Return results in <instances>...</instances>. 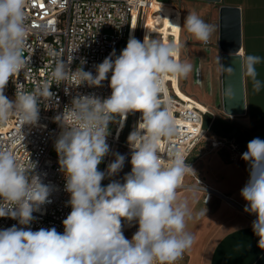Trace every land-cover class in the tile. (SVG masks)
Here are the masks:
<instances>
[{
    "label": "clouds",
    "instance_id": "1",
    "mask_svg": "<svg viewBox=\"0 0 264 264\" xmlns=\"http://www.w3.org/2000/svg\"><path fill=\"white\" fill-rule=\"evenodd\" d=\"M26 3L0 0V125L14 115L22 126H36L40 102L47 104L54 95L49 81L59 86L72 78L79 85L99 87L111 73V95L103 99L76 96L54 118L62 129L54 148L71 207L62 221V233L55 227L36 231L27 227L35 219L33 213L47 201L50 189L35 174L34 162L27 170L12 151L0 148V218H11L23 226L0 229V264H176L195 240L186 230L192 210L187 198L177 191L194 170L179 149L167 153L166 158L160 154L161 141L177 132L176 122L164 106L171 103L165 77L187 78L193 65L178 58L175 44L148 35L143 42L130 36L119 55L113 50L95 65V74L82 67L72 71V55L66 62L56 58L49 81L25 91L13 78L28 64L24 55L29 34ZM183 27L204 43L215 31V25L195 12H188ZM239 62L242 73L259 92L264 81L258 79L256 66L264 63V57L247 54ZM226 70L233 71L231 67ZM10 78L16 84L14 100L4 95ZM136 112L141 113L140 119L127 138L131 171L123 183L113 180L103 186L102 180L118 174L125 162V156L117 153L105 171L98 168L110 152L109 125L117 118L123 123L129 113ZM241 159L249 166V178L240 190L247 202L244 211L256 216L252 230L259 238L257 246L264 250V140H250ZM122 220L138 224L131 240L123 234Z\"/></svg>",
    "mask_w": 264,
    "mask_h": 264
},
{
    "label": "built area",
    "instance_id": "2",
    "mask_svg": "<svg viewBox=\"0 0 264 264\" xmlns=\"http://www.w3.org/2000/svg\"><path fill=\"white\" fill-rule=\"evenodd\" d=\"M151 1L27 0L25 11L29 34L24 55L28 59V64L18 77L13 79L21 83L25 91H32L38 84L49 81L56 58H63L66 62L71 55L73 59L69 67L72 71L82 67L84 71L95 74V65L102 63L113 50L118 55L121 45L125 43L127 45L132 31L136 38L139 21L146 16L145 11ZM133 27L134 30H132ZM156 37L158 36L151 38ZM168 39L171 41V37ZM53 52L57 53L58 57H53ZM82 60L86 61L83 65ZM110 76L111 73L99 87L79 85V82L72 78L59 86L55 84V81H49L53 84L50 91L54 95L47 104L40 102V118L36 126H22L14 115L0 125V148L12 151L20 165L27 170H30L31 161L34 162L35 174L50 189L47 201L33 213L35 219L27 226L33 231L41 227H55L62 233L64 231L62 221L71 211V207L67 204L70 194L65 191V177L60 171L58 155L54 148V143L62 129L54 118L61 115L76 96L94 95L101 99L110 96ZM176 83L178 85L177 79ZM168 84L165 80L167 98L171 103L164 106L175 120L177 132L171 138H164L161 141L162 156L166 158L167 153L179 149L188 159L203 141L208 142L210 149L242 153L234 139L210 135V127L204 128V120L209 111L202 112L193 101L180 100L173 94V89H170ZM15 92L16 84L10 78L4 95L9 100H14ZM161 101L162 103L165 101L163 95ZM140 116L141 113L136 112L133 130ZM127 118L128 115L123 123L119 120L115 131L109 132L107 143L110 146V152L98 166L100 171H105L108 164L113 162L120 147L127 149L128 160L125 173L131 171V149L129 145H124L121 141ZM113 180L112 177H107L101 183L105 186ZM119 182L123 183V181ZM222 197L232 203L227 197ZM13 225L23 227L11 218H0V229Z\"/></svg>",
    "mask_w": 264,
    "mask_h": 264
},
{
    "label": "crops",
    "instance_id": "3",
    "mask_svg": "<svg viewBox=\"0 0 264 264\" xmlns=\"http://www.w3.org/2000/svg\"><path fill=\"white\" fill-rule=\"evenodd\" d=\"M176 1L184 4L190 10L189 12H195L204 21L207 20L206 23L215 25V31L208 43L198 41L192 34L189 36L191 43L188 46L186 59L189 63L195 61L202 65L201 72L204 69L208 75H216L220 86L218 102L221 109L219 61L221 53L217 46L218 9L220 6H227L240 11L241 46L239 55L254 54L264 57V0H220L219 4L194 0ZM212 10L215 13L212 15L213 17H209L207 13ZM175 20L180 26L182 18L179 12L172 17L171 26ZM171 34H173L172 29L170 30ZM179 34L178 29L177 40L174 41L173 37L171 41L169 40V43L176 45L178 58L180 56ZM203 65L209 67L205 68ZM256 67L259 73L258 79L264 81V63ZM174 85L176 93L181 99L192 98L177 89L176 78ZM243 86L244 115L230 120L227 118L218 119L221 122H217L216 128L211 131L216 120L214 119L216 115L213 114L212 120L206 121L207 126L210 127V135L225 137V134L232 128L242 134L247 133L250 139L245 135L243 139L248 142L256 138L257 135H264V87L259 92L254 91L252 81L245 74H243ZM206 101L208 103L209 99ZM196 102L209 111L206 116L211 119L212 112L208 107L201 102ZM261 138L264 139V136ZM242 154L231 153L223 149H210L208 142L203 141L187 159L186 163L193 168L194 172L184 177L183 185L177 191L181 198H187L192 210L193 218L186 221V230L194 235L195 240L183 257L176 261V264H264V250L257 246L259 238L252 230V222L256 216L244 211L247 202L240 195V190L249 178V166L241 159ZM125 175L124 170V174L119 172L112 178L123 181ZM222 196L227 197L232 203ZM198 213L199 215H197ZM122 225L124 236L131 240L138 229V224L133 222L129 225L122 220Z\"/></svg>",
    "mask_w": 264,
    "mask_h": 264
},
{
    "label": "water",
    "instance_id": "4",
    "mask_svg": "<svg viewBox=\"0 0 264 264\" xmlns=\"http://www.w3.org/2000/svg\"><path fill=\"white\" fill-rule=\"evenodd\" d=\"M212 4H219L220 0H194ZM240 11L237 8L220 6L218 9V50L220 54V78H221V109L220 114L214 119H232L234 117L243 116L245 113L244 103V86L243 73L239 62L241 33ZM126 47V43L124 48ZM123 48V49H124ZM233 53V57L230 55ZM222 65L224 67H222ZM227 67L233 69L232 72L226 70ZM231 88V93L226 92V89ZM229 122V121H228ZM247 133H240L237 129L232 128L225 134V138L234 139L238 144L241 152L247 151L248 141L243 139ZM264 135H257L260 138ZM250 139V138H249ZM264 140V139H262Z\"/></svg>",
    "mask_w": 264,
    "mask_h": 264
},
{
    "label": "rangeland",
    "instance_id": "5",
    "mask_svg": "<svg viewBox=\"0 0 264 264\" xmlns=\"http://www.w3.org/2000/svg\"><path fill=\"white\" fill-rule=\"evenodd\" d=\"M157 3H152L150 5V9L148 8V13L146 14V17L141 19L138 24L137 32H136V39L140 40L141 42L145 38L146 35L155 36L158 33L159 29V18L154 19V15L151 12V8ZM168 5L173 6L177 11L180 10V15L182 18V23L180 26V37H179V46H180V60L181 61H187V53H188V46L190 45L189 36L191 33H189L186 29V27H183L184 19L188 15V12L190 11L187 7H185L184 4L178 3L176 0H170ZM179 9V10H178ZM215 13L214 10L209 11L207 15L212 16ZM213 17V16H212ZM201 18V17H200ZM208 18V17H207ZM207 21V20H206ZM205 21V22H206ZM159 39V36L156 37ZM124 45H121L119 54L121 50L124 48ZM118 54V55H119ZM192 62V61H191ZM190 62V63H191ZM193 65V71L189 74L187 78H177L178 87L180 90L187 95L191 96L194 100L201 102L205 106L208 107V109L212 112V115L210 116L211 119H209L207 116L205 117L204 122L212 120L213 114L217 115L220 114V104H219V96H220V86L218 84V80L215 74L208 75V72H205L204 69L201 72V66L195 61L191 63ZM205 68H208L209 66L203 65ZM201 72V73H200ZM206 99H209V102L207 103ZM198 105V104H197ZM201 110L206 111L203 107L198 105ZM135 115L136 113H129L127 118V123L123 127L122 135H121V141L122 144L128 145L127 138L129 136V133L133 131V124L135 121ZM119 124V118H117V121L110 124V130L109 132H114L116 127ZM119 154L125 156V162L123 165L121 173L124 174L125 165L128 160L127 156V149L124 147H120L118 152ZM115 159V157H114ZM113 159V161H114Z\"/></svg>",
    "mask_w": 264,
    "mask_h": 264
},
{
    "label": "bare ground",
    "instance_id": "6",
    "mask_svg": "<svg viewBox=\"0 0 264 264\" xmlns=\"http://www.w3.org/2000/svg\"><path fill=\"white\" fill-rule=\"evenodd\" d=\"M156 0H152L148 6H147V10L145 11V15L148 13V8L150 9V5L155 2ZM151 12L153 13L154 15V19H158L159 18V29H158V33H157V36H159V40L165 44H168L169 43V37H173L174 38V41L177 40V37H176V33H177V30L179 29V33H180V26L178 25V21L175 20V23L172 24L171 26V21H172V17L175 16L177 14V12H179L180 14V10L177 11L176 9H174L173 7L169 6L168 4H155L152 8H151ZM146 17V16H145ZM173 30V34L170 35V30ZM134 30V27L133 29ZM130 36H133V31L131 32V35ZM150 38H151V35H148ZM179 37H180V34H179ZM179 37H178V42H179ZM130 38V37H129ZM144 40V39H143ZM143 42V41H142ZM177 79V78H176ZM165 80L169 83L168 86L170 89H173V94L175 96H177L180 100L182 101H185V102H190V101H193L196 105L198 104L195 100H193L192 98L191 99H187V100H183L181 99L178 94L176 93V89H175V78L174 77H171V76H166L165 77ZM167 86V85H166ZM176 86L178 87L177 83H176ZM178 90H180V88L178 87L177 88ZM181 92V91H180ZM182 93V92H181ZM185 95V94H183ZM197 107L199 108V106L197 105ZM199 110H201L199 108ZM202 112H207V111H204V110H201ZM119 125V124H118Z\"/></svg>",
    "mask_w": 264,
    "mask_h": 264
},
{
    "label": "trees",
    "instance_id": "7",
    "mask_svg": "<svg viewBox=\"0 0 264 264\" xmlns=\"http://www.w3.org/2000/svg\"><path fill=\"white\" fill-rule=\"evenodd\" d=\"M170 2V0H156L155 2H153V3H157V4H168ZM217 122H221L220 120H218V119H216L215 120V123L213 124V126L211 127V131L212 130H214L215 128H216V123ZM111 124V123H110ZM207 127V122H204V128H206ZM109 129H110V127H109ZM245 139H242V141H244Z\"/></svg>",
    "mask_w": 264,
    "mask_h": 264
}]
</instances>
